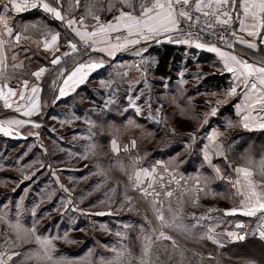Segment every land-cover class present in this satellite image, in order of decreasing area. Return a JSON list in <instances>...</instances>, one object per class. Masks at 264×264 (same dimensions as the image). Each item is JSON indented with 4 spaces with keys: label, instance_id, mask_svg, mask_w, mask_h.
Returning <instances> with one entry per match:
<instances>
[{
    "label": "rangeland",
    "instance_id": "obj_1",
    "mask_svg": "<svg viewBox=\"0 0 264 264\" xmlns=\"http://www.w3.org/2000/svg\"><path fill=\"white\" fill-rule=\"evenodd\" d=\"M189 62L167 77L154 74L149 60L121 74L113 69L41 115L29 134L0 136L5 264H48L22 231L33 226L35 235L53 238L52 255L66 264H109L117 252L115 264H264L263 239L246 232L233 242L229 217L197 215L230 201L229 192L215 196L200 153L202 133L230 100L223 82L208 81ZM141 167L155 168L140 176L141 188L152 184L148 196L133 182ZM156 209L170 226H161Z\"/></svg>",
    "mask_w": 264,
    "mask_h": 264
},
{
    "label": "crops",
    "instance_id": "obj_2",
    "mask_svg": "<svg viewBox=\"0 0 264 264\" xmlns=\"http://www.w3.org/2000/svg\"><path fill=\"white\" fill-rule=\"evenodd\" d=\"M37 2H39V0H37ZM43 2L57 7L58 10L62 12V15L65 16L66 20L72 18L78 20L84 17L85 25L89 31L92 30L93 25L97 24V21L93 18L94 16H99L101 23H107L113 21V18L119 15V9H123L126 12L133 11L134 9L136 14L140 11V0H128V4L132 5V7H128L124 3H121V0H93V2L90 0H79V3H77V0H60L59 4H57L55 0H43ZM205 3H207V0H205ZM7 4L8 0H0V14H3V8ZM239 13L245 25H250L252 23L251 20L243 16L242 8L239 9ZM221 18L224 19L225 17L222 16ZM66 20L62 22L56 19L42 7L30 8L17 13L9 6L6 22L8 26L12 28V36H9L7 31L3 28V25L0 24V41H3V43L0 44V71L3 73V75L0 76V85L7 84L8 87H11L16 92V95L9 97V103L12 105L11 108L5 107L4 100L0 99V112L7 113L5 116H0V124H3L4 127H9V125L5 123L6 121L17 119L28 121V123L23 126L17 127L12 125V134L9 135L10 138L14 136L20 138L18 135L25 136V134H29L35 129L34 125L37 124L35 119L41 117L44 111L48 113L58 103L81 92L86 84L100 79L104 75H108L113 69L121 74L128 70H132L130 67L134 64V61L140 60L141 63L146 62L145 64H147L149 60L151 64L150 67L155 70L158 62L155 49L160 47V45H172L176 47L177 50V58L172 64L173 67L177 66V64L185 66L187 62L191 61L199 64L201 68L200 73L205 75L209 74V76H206V78L209 77L208 81L217 82L219 78H222V75H225L223 78L225 84L223 83L222 96L223 99L230 100L231 105H229L227 110L220 111L202 133L200 153L201 160L204 162L203 167H206V169L212 172V176L214 177L215 183L212 189L215 191V196L218 198V196L222 194L223 197L224 194L222 192H229L230 201L222 204H215L214 207H209V210L210 213L213 211L215 214H221L224 217L230 218L231 226L228 229L229 233H235L237 236H244L246 232H250L252 235L260 238L259 233L261 228L264 227V221L257 218L260 216L259 213L257 217H248L239 213L235 215H225V212L233 208H239L240 201L243 199V197L238 194L239 186H233L238 178L242 179V177H238L235 169L248 168L252 172V180L257 184H264V171H262L261 167L262 162H264V129H260L255 125L250 128L243 127L240 122L246 107L242 94L244 91L243 86L237 87L235 95H225V93L229 92L231 87L238 82L234 79L233 73L225 69L224 61L219 55V52L209 51V48L215 46L222 52L236 55L238 59L247 61L250 64H255L259 67L264 65V56L259 53L260 48H264V43H261V38L264 37V30H261L260 36L249 37L247 31L251 29L239 30V21L236 19V13L233 12L231 21L237 25L235 44L246 50L252 51L254 53L252 56H246L236 52L233 49L235 44L231 48L223 47L200 36L172 32L162 34L158 38H149L147 41L142 40L138 45H130L125 50L115 52L113 56H108L106 52L101 51H87L84 53L82 59H74L71 63L69 61V64L72 66L67 70L62 61L59 65H52L51 60L54 56H57V51L55 48L46 51L43 46L45 39L50 40L51 34L56 33H59L58 48L63 45H68V41L79 39V37L75 36L72 29L66 26ZM33 25L35 27H33ZM74 27L82 31L84 30L78 23L75 24ZM45 29L49 30L47 36L44 32ZM17 34L20 35L19 43L16 42ZM169 36H171L172 39H169ZM185 40L189 42H181ZM240 40H244L247 43H255L257 47L249 48L247 43H240ZM197 44H202L204 47H197ZM96 47L103 48L105 45L99 44L96 45ZM138 52L140 53L139 55L137 54ZM92 62L101 63L102 67L89 72L84 82L77 86L73 87L71 84L67 86L64 85L63 81L67 74H70L75 67L80 63L88 64ZM41 67L46 68V71L40 78H36L32 73L39 70ZM48 73H51L52 76L54 75L55 77L51 81L50 91L47 88L45 90L47 91L48 97V99L45 100L44 96H46V92L45 95H43V80ZM171 73L174 75L175 72L172 70L167 76L172 75ZM173 80L179 82L180 79L175 75ZM24 81L28 82L26 86L23 83ZM33 87L39 89L35 94L31 91ZM60 88L65 89V94L63 96L60 95ZM259 91H261L259 86L256 93H252L249 89V95L254 99ZM4 92L7 94V87L4 88ZM21 93H23L24 96L23 100L20 98ZM33 96H35V103L38 105V110L30 117H26L23 115V112L28 110ZM237 105H240V108H237ZM18 108L19 111H17ZM251 114L253 117L257 115L255 112ZM260 114L264 115V113ZM229 124L232 126L229 127ZM213 131L222 134L216 139V143L221 146L220 149L214 148L207 139ZM0 134V136L5 135L3 132H0ZM177 134L178 133H176L175 136ZM206 146L208 147L206 148ZM215 169H219V172L217 173ZM242 190L243 189H241V191ZM237 225H243V227H237ZM230 238L233 242L239 240L236 239L235 236H230Z\"/></svg>",
    "mask_w": 264,
    "mask_h": 264
},
{
    "label": "snow or ice",
    "instance_id": "obj_3",
    "mask_svg": "<svg viewBox=\"0 0 264 264\" xmlns=\"http://www.w3.org/2000/svg\"><path fill=\"white\" fill-rule=\"evenodd\" d=\"M57 4L60 3V0H55ZM79 3V0H77ZM121 3H124L128 7H132V5L128 4V0H121ZM9 6L11 9L15 10V12L19 13L25 11L30 8L42 7L47 13H51L56 19L65 22L66 18L62 15V12L58 10L57 7L51 6L49 3L43 2V0H8V4L3 8V14H0V24L3 25V28L7 31L9 36H12V28L8 26L6 19L7 14L9 12ZM194 6V11L197 13L203 14L204 17H214L215 22L220 25H230V21L232 19L233 12L236 13V19L239 21V30H245L250 28L251 30L247 31V35L249 37H257L261 35V30H264V0H140L139 8L140 11L136 14L135 10L126 12L123 9H119V15L113 18V21H109L107 23H101L99 16H94L93 18L97 21L96 25L92 26V30H88L85 25L84 17L79 18L78 20L75 18L67 19L66 26L75 33L76 37H79V43L82 45L84 50L87 51H101L106 52L108 56H113L115 52L122 51L127 49L130 45H138L141 41H147L149 38H158L162 34H168L175 31H178L179 21L183 18L188 21L193 19L190 12L187 10L188 8ZM243 9V16L252 21L250 25H245L244 20L240 18L239 9ZM207 9V10H204ZM227 9V10H225ZM110 10V8H109ZM225 17L222 19L221 17ZM197 22H199V17L196 18ZM79 24L81 28L84 30H80L79 28L74 27L75 24ZM191 26V25H189ZM212 23L209 21L207 23L208 28H212ZM33 27H35L33 25ZM45 35L49 34V30H44ZM114 33H122L123 35H113ZM229 36L235 37V32H229ZM172 39L171 36L168 37ZM59 33L51 34L50 40L45 39L44 41V49L49 51L53 48L56 51H59L58 45ZM223 39V36L220 37ZM20 35H16V42L19 43ZM183 43H188L189 41H181ZM240 43H247L244 40H240ZM3 41H0L2 44ZM227 46L231 48L232 42L231 40L227 41ZM261 43H264V37L261 38ZM103 44L105 47L97 48L96 45ZM68 46L70 47L72 52H76L78 50V44L72 41H68ZM197 47H204L202 44H197ZM249 48H256L257 45L255 43H247ZM209 51L219 52V55L224 61L225 69L233 73L234 79L238 82L234 86L231 87L230 91L225 93L226 96L235 95L237 92V87L243 86V97L245 103L244 114L241 117V123L243 127L250 128L255 125L260 129H264V115L260 113H264V65L257 67L255 64H250L247 61L238 59L236 55H231L229 53H225L220 51L217 47L213 46L209 48ZM69 52H64L63 56H69ZM140 54L139 52L137 53ZM61 63L60 56H54L51 60L52 65H59ZM102 67L101 63H80L75 69L67 74L64 79V85L71 84L73 87L77 86L84 82L89 72L94 69ZM46 71V68L41 67L39 70L32 73L36 78H40ZM3 73L0 71V76ZM24 85H27V81L23 82ZM258 86L261 91L257 95H255L254 99L249 95V89L252 93H256ZM7 87V94L4 92V88ZM32 93L35 94L39 91L37 87H33L31 89ZM65 94V89L60 88V95L63 96ZM16 95V92L8 87L7 84L0 85V99L4 100V106L7 108H11L12 105L9 103V97ZM21 100L24 99L23 93L20 94ZM237 108H240V105H237ZM38 110V105L35 103V96H33L32 101L28 107V110L23 112V115L26 117H30L33 115L35 111ZM19 111V108L17 109ZM139 111V108H137ZM217 109L215 107L212 108V115L216 114ZM257 113L255 117L252 116L251 113ZM9 127H4L3 124H0V132H3L5 135L12 134V125L17 127L23 126L28 123L25 120H11L6 121ZM205 123L207 121L205 120ZM35 127H40L39 124L34 125ZM229 127L232 125L229 124ZM221 133L213 131L207 139L210 144L216 148L220 149V145L216 143V139ZM133 142V146H134ZM112 147L114 151H118L116 141H112ZM208 146H206L207 148ZM219 154V153H218ZM206 153V159H207ZM136 163L135 161L133 162ZM262 171H264V162H262ZM216 172H219V169H215ZM149 171L155 172V168L149 170L146 168H140L139 171H134L133 176L134 184L137 188H139L144 196L151 195L147 189L152 188V184L149 183L146 188L140 187V176L143 173L144 175H148ZM238 177H242V179H237L233 186L238 188V194L243 197L240 201L239 208H233L231 210H227L225 215H235L237 213L248 216V217H257L259 213L260 216L258 219L264 221V184H257L252 180V172L248 168H237L235 169ZM131 179V177H130ZM162 179V178H161ZM241 189H243L241 191ZM202 190V189H201ZM155 195H159V193H155ZM167 196H171V192L166 193ZM159 203L158 201H153V205ZM158 219L161 221V226H170L164 218L163 212L160 209H156ZM102 214V213H100ZM175 220V217H174ZM237 227H243V225H237ZM18 231H21L18 227ZM22 231L26 235H32L39 245V248L36 252L37 256L43 257L47 260L48 264H66L63 258H54L52 252L54 251L53 238H43L41 236L35 235V227L33 226L31 229H22ZM211 231V230H210ZM119 235V234H118ZM230 236H235L236 239H244L243 236H237L235 233H229ZM260 238L264 239V227L260 230ZM160 237L163 239H171V237L166 236L163 232L160 233ZM209 239H215L213 236L209 235ZM150 245H146L144 250V255L147 256L149 253ZM17 255H19L17 253ZM122 253L117 252L116 256L112 261H109V264H115L116 261L119 260ZM9 260L12 259L11 256L8 257ZM0 264H5V261L0 258ZM141 264H148V261L142 260Z\"/></svg>",
    "mask_w": 264,
    "mask_h": 264
},
{
    "label": "built area",
    "instance_id": "obj_4",
    "mask_svg": "<svg viewBox=\"0 0 264 264\" xmlns=\"http://www.w3.org/2000/svg\"><path fill=\"white\" fill-rule=\"evenodd\" d=\"M187 10L190 12L193 19L191 21H188L182 18L178 24V31H175V33L200 36L223 47H228L226 42L229 40H231L232 45L235 44L237 25L234 22L230 21V25H220L215 22L214 17H204L202 12L201 13L195 12L194 6L188 8ZM197 17H199V22H197L196 19ZM209 21H211L213 25L212 28L207 27V23ZM233 31L235 32V37L229 36L228 33ZM118 34L123 35L122 33H114L113 35H118ZM221 36H223V39H220ZM72 42L78 44V50L76 52L85 51L82 45L79 43V39L72 40ZM64 52H69L70 53L69 56L76 53V52H72L68 45H65ZM59 56L61 57V61H64L68 57V56L67 57L63 56V54ZM208 213H210L209 209L205 212H198L197 215L199 216Z\"/></svg>",
    "mask_w": 264,
    "mask_h": 264
},
{
    "label": "trees",
    "instance_id": "obj_5",
    "mask_svg": "<svg viewBox=\"0 0 264 264\" xmlns=\"http://www.w3.org/2000/svg\"><path fill=\"white\" fill-rule=\"evenodd\" d=\"M233 49L236 52L242 53L246 56H252L254 54L252 51L246 50V49H244L241 46H238L236 44L233 46ZM155 52H156L157 57H158V62H157L156 69L153 71V73L156 75L167 76L168 74H170L171 67H173L172 64L174 63V61L177 58L176 47H174L172 45H160V47L155 49ZM260 52L261 51L259 50V53ZM84 53H85V51L76 52L75 54L68 56L64 61H62V62H64L63 64H64V66H66V69L68 70L72 66L71 64H69V61L71 63V61H73L74 59H82L84 56ZM168 69H169V71H168ZM224 76L225 75H222V78H219V76H218L219 80H217V82L221 81L224 83V80H223ZM54 77H55L54 75L52 76L51 73H48L46 78H44V80H43V91H44L43 95H45V92H46V96H44L45 100L48 99L47 91H45V90L47 88L50 91L51 81L54 79ZM229 105H231V101L228 103V106H227L228 108H229ZM227 107H225V110L228 109ZM6 114H7L6 112H0V116H5ZM44 114H46L45 111H44L43 115ZM37 119H39V117H37L35 120H37ZM253 236H254V238H258L255 235H253ZM258 239H260V238H258ZM262 241H264V240H262Z\"/></svg>",
    "mask_w": 264,
    "mask_h": 264
}]
</instances>
